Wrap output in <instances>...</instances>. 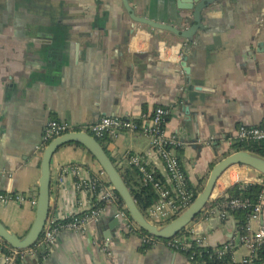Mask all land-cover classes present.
I'll return each mask as SVG.
<instances>
[{
  "label": "crops",
  "instance_id": "1",
  "mask_svg": "<svg viewBox=\"0 0 264 264\" xmlns=\"http://www.w3.org/2000/svg\"><path fill=\"white\" fill-rule=\"evenodd\" d=\"M179 1L129 5L137 17L184 31L192 26V11ZM156 108L170 112L166 130L183 144L174 153L198 194L219 153L234 151L238 128L258 127L264 119V0H218L202 11L192 40L134 24L121 0H0V192L24 197L22 204L0 205V222L19 237L32 224L48 122L81 130L102 117L137 119ZM148 149L147 136L129 132L105 145L115 165ZM150 164L163 180L161 165ZM74 167L80 178L107 179L84 148L62 146L50 163L49 214L67 217L89 208L91 199L76 191ZM125 171L130 184H143L132 169ZM252 179L249 168L226 170L203 209L214 213L205 220L200 213L184 230L194 229L208 248L231 243L234 260L245 259L235 220L209 205ZM115 212L108 207L83 233L59 232L49 251L20 264H195L165 245L144 244ZM250 225L264 227V208Z\"/></svg>",
  "mask_w": 264,
  "mask_h": 264
},
{
  "label": "built area",
  "instance_id": "2",
  "mask_svg": "<svg viewBox=\"0 0 264 264\" xmlns=\"http://www.w3.org/2000/svg\"><path fill=\"white\" fill-rule=\"evenodd\" d=\"M170 112L163 108H156L151 113H142L137 119L123 118L119 116L102 117L96 123L85 129L74 130L65 123L50 121L47 123L44 134V148L53 139L70 132H86L96 140L114 139L121 132L143 134L149 138V149L143 154H126L115 165L122 172L124 167L136 170L141 175L143 184H150L156 193V202L147 209L144 215L154 225L163 224L182 214L192 204L195 197L190 191L184 171L174 151L183 146L176 135L169 134L166 130V122ZM262 141L264 142V119L258 127H239L233 138V142ZM150 163H159L164 171V179L159 180ZM80 168L74 167L71 173L78 179L76 191L91 199L89 208L81 214H71L67 217H59V214H49L39 242L28 249H5L0 240V253L5 264H20L30 256H36L40 250H50L56 241V236L61 231L83 233L90 224L97 222L110 206L116 207L115 218L129 223L131 230L142 235L144 244L154 246L165 245L167 248L185 254L193 263L199 249L208 248L202 237L194 229L183 230L181 234L168 239L160 240L147 234H143L140 228L132 222L126 213L124 206H118V197L107 179H98L90 176L88 179L79 177ZM252 182L261 186L256 204L249 213L248 222L245 225V234L239 237L240 242L248 249V256L240 262L232 257L233 245L225 243L213 252L220 259L229 254L228 264H251L252 258L258 250L264 252V227L252 230L250 222L259 219L264 208V177L253 171ZM22 195H10L0 192V205L8 203H23ZM231 208H243L245 203L240 200H231ZM203 219H208L214 213L213 210H202ZM220 217L225 218L226 213L220 211ZM7 250V252H6Z\"/></svg>",
  "mask_w": 264,
  "mask_h": 264
},
{
  "label": "water",
  "instance_id": "3",
  "mask_svg": "<svg viewBox=\"0 0 264 264\" xmlns=\"http://www.w3.org/2000/svg\"><path fill=\"white\" fill-rule=\"evenodd\" d=\"M217 1L218 0H180V8L192 11V26L187 30L180 31L170 25H161L143 17L135 16L129 5V0H121L125 11L134 24L146 25L158 31H167L186 40H192L196 31L201 28L202 11ZM67 144L81 146L91 155L105 174L108 184L112 186L132 222L147 235L160 240H168L177 236L200 215L201 211L209 203L217 180L229 168L234 166L246 167L264 177V157L244 150L233 151L225 155L219 153L221 157L220 160L211 167L201 191L196 195L188 209L167 224L157 226L151 224L139 210L121 176L119 167L117 168L115 166L111 157L107 154L105 149H103L98 140L86 132H70L49 142L41 154L35 213L28 231L24 236L19 237L9 231L6 226L0 222V240L10 248L25 250L35 246L39 242L50 212L51 159L62 146ZM217 218H219L218 212H216V219ZM211 222H214V219L211 220ZM237 240H239V238Z\"/></svg>",
  "mask_w": 264,
  "mask_h": 264
},
{
  "label": "trees",
  "instance_id": "4",
  "mask_svg": "<svg viewBox=\"0 0 264 264\" xmlns=\"http://www.w3.org/2000/svg\"><path fill=\"white\" fill-rule=\"evenodd\" d=\"M100 145L105 149L106 139L98 141ZM232 150L234 151H248L255 153L261 157H264V142L262 141H248V142H236L232 145ZM133 173L141 179V175H138L136 170ZM129 172L125 171L121 174L126 186L128 187L137 207L144 214L147 209L151 207L156 202V195L150 184H130L128 179ZM159 178L158 173L155 175ZM261 186L254 182H238L230 186L224 193V195L216 199L213 204L210 203L209 208L219 209L221 212L229 214L236 222V227L240 232V236L244 235L245 225L249 218V213L257 202ZM194 197L197 195V191H193ZM118 197V196H117ZM231 200H240L245 203L243 208H231L229 203ZM118 206H122V202L117 201ZM127 213V212H126ZM175 219V218H174ZM184 232V231H182ZM180 232L179 234H181ZM145 234V233H143ZM178 234V235H179ZM5 249H11L7 244H3ZM222 246H218L219 249ZM48 250H40L39 253L45 254ZM229 254L224 255L222 258L218 259L216 254H214L212 248L199 249L197 256L193 263L195 264H226L229 262ZM251 264H264V252L258 250L255 253V257L252 258Z\"/></svg>",
  "mask_w": 264,
  "mask_h": 264
},
{
  "label": "rangeland",
  "instance_id": "5",
  "mask_svg": "<svg viewBox=\"0 0 264 264\" xmlns=\"http://www.w3.org/2000/svg\"><path fill=\"white\" fill-rule=\"evenodd\" d=\"M228 171V170H227Z\"/></svg>",
  "mask_w": 264,
  "mask_h": 264
}]
</instances>
